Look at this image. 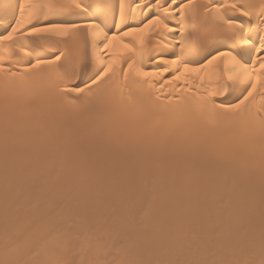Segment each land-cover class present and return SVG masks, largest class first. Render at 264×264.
<instances>
[{
  "label": "bare ground",
  "instance_id": "obj_1",
  "mask_svg": "<svg viewBox=\"0 0 264 264\" xmlns=\"http://www.w3.org/2000/svg\"><path fill=\"white\" fill-rule=\"evenodd\" d=\"M22 2L81 27L0 42V264H259L264 0H0V34Z\"/></svg>",
  "mask_w": 264,
  "mask_h": 264
},
{
  "label": "snow or ice",
  "instance_id": "obj_2",
  "mask_svg": "<svg viewBox=\"0 0 264 264\" xmlns=\"http://www.w3.org/2000/svg\"><path fill=\"white\" fill-rule=\"evenodd\" d=\"M153 3H157L159 6L166 8L168 3H174V0H151ZM29 7H36L35 5H27ZM234 8H237V10L240 12L241 16H248L250 17L252 13L244 7H241L236 4L231 5ZM26 7V2H22L19 4V11L21 14V18L16 20V23L14 26L10 25L9 27L11 28V31H6L3 34H0V42L5 41V40H11L13 37V33L20 29H24L27 35L30 36H41L44 34H61L67 36L69 33H71L73 30L78 29L81 27L79 24H69V25H64L55 21H51L46 25H40V24H32V20L34 18V14H29L27 17V23L31 25L28 28H25V18H24V11ZM71 7L73 9H78V10H83L86 11L89 9V5L87 3H81V0H72ZM264 7V6H262ZM261 15H264V11L261 12ZM159 17H157L155 20L151 21V23H159ZM231 21H229V29L231 27ZM91 27V25H89ZM144 27H149L148 24H146ZM254 26L249 22L247 31H245L244 28H241L238 33L234 34L233 38L238 39L239 41L243 43H248L251 40V36L249 35L252 31H254ZM143 31V28H132L131 32H140ZM128 32H125L124 35H128ZM115 39V37H113ZM108 45H105L107 47ZM26 55L30 54V52H25ZM63 52H60L59 54H56L53 59H42L37 57L36 63L35 64H30V67H39L40 65L43 64H52L56 61H60ZM229 53L227 52H218L214 55H211L210 58L207 59V64H212L214 61L219 60L222 56H227ZM2 60V58H0ZM206 66V65H205ZM261 68H264V62L261 63L260 65ZM197 71L198 69H189L188 65H185V71ZM0 71H3L2 68H0ZM107 69H104L100 73L96 75V77L92 80V83L95 84L97 83L100 79H102L103 76L107 74ZM174 79H179V76H175ZM257 87L256 83H253L251 86V89L248 91V95L243 98V100H240L239 103L237 104H232L229 106V108H237L239 107V104H242L244 100H247L249 96L252 95V92L255 91ZM246 264H253V262H246ZM259 264H264V258H262L259 261Z\"/></svg>",
  "mask_w": 264,
  "mask_h": 264
},
{
  "label": "rangeland",
  "instance_id": "obj_3",
  "mask_svg": "<svg viewBox=\"0 0 264 264\" xmlns=\"http://www.w3.org/2000/svg\"><path fill=\"white\" fill-rule=\"evenodd\" d=\"M34 43L37 45V46H42L41 44H42V41H41V39L40 38H35L34 39ZM30 108V107H29ZM31 108H32V111L30 110V109H28V111H27V109L25 110L24 108H22L21 109V112L23 113V110H24V114L22 115V118L20 117H18V119L19 120H17L16 119V121L14 122L15 123V125H17V123H18V125L16 126V127H18L19 129H17L16 128V132L17 131H19V132H24V135H25V133L27 132V133H29V132H31L32 131V128H34L33 126H34V120H35V112L37 111V106L35 105L34 107H33V105L31 106ZM25 111H27V112H25ZM20 111H18V113H21ZM29 112H31V113H29ZM26 113H28V114H26ZM35 113V114H34ZM26 114V115H25ZM30 114H34V115H30ZM29 116L27 119L25 118V116ZM32 116V117H31ZM34 119V120H31V119ZM21 119V120H20ZM19 121V122H18ZM31 122H32V124H31ZM21 123H23V124H21ZM26 123V124H25ZM56 124H57V126H58V128L61 130L60 132L62 133V134H64V130L66 129V128H64L65 126L62 124H60L59 122L57 123L56 122ZM60 126H59V125ZM21 125V126H20ZM20 128H22V130L20 129ZM21 130V131H20ZM66 132V131H65ZM64 136H66V135H64ZM62 138H63V136H62ZM66 138V137H65ZM64 138V139H65ZM71 141V140H70ZM67 143H69V141H67Z\"/></svg>",
  "mask_w": 264,
  "mask_h": 264
}]
</instances>
